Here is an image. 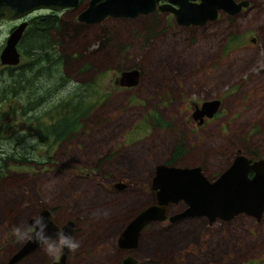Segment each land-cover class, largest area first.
Instances as JSON below:
<instances>
[{
  "label": "rangeland",
  "instance_id": "rangeland-1",
  "mask_svg": "<svg viewBox=\"0 0 264 264\" xmlns=\"http://www.w3.org/2000/svg\"><path fill=\"white\" fill-rule=\"evenodd\" d=\"M253 3L250 11L234 20L221 17L205 31L177 28L170 19L163 26L160 20L159 30L166 32L142 52L147 61L137 63L141 77L133 88L117 84L119 73L136 61H117L118 39L90 53L101 41L99 29L64 35L63 44L53 48L58 64L48 70L44 63L39 73L37 68L38 81L32 83L28 71L26 88H38L34 93L44 92L59 76L69 82L45 98L39 113L21 116L24 99L0 104V152L9 153L16 141L35 145L32 151L18 150L15 160L22 165L7 164L0 171V264L25 240L13 229L23 237L27 221L43 209L55 224H73L71 237L79 247L68 249L67 264H120L117 238L130 218L152 203L149 181L156 166L199 167L211 181L236 155L264 158V0ZM11 27L0 25V47ZM48 74L53 77L45 82ZM71 91L85 105L84 116L71 136L53 143L50 135L43 146L35 140L54 120L47 107L59 110V101ZM213 100L219 102L216 113L198 126L191 119L193 106ZM156 119L161 126L154 125ZM10 135L12 140L2 139ZM175 145L181 155L168 162ZM183 209L182 203L169 205L165 220L150 225L127 256L135 264H233L248 243L253 264H264L263 226L249 239L243 229L249 220L240 217L224 238L206 236L203 220L168 222ZM220 226L215 223L214 232ZM244 256L238 264H246ZM57 257L41 246L15 264H52Z\"/></svg>",
  "mask_w": 264,
  "mask_h": 264
},
{
  "label": "water",
  "instance_id": "water-1",
  "mask_svg": "<svg viewBox=\"0 0 264 264\" xmlns=\"http://www.w3.org/2000/svg\"><path fill=\"white\" fill-rule=\"evenodd\" d=\"M92 0L89 7L77 18L79 22L97 23L105 17H133L138 13H147L153 7V1L147 0H103L95 5ZM173 0L171 4L177 6L170 10L175 20L181 25H201L207 20H213L217 10L227 14H234L245 2L234 3L232 0H200L193 4L191 0ZM74 1L69 0H0V20L14 21L36 10L60 11ZM150 4V9H148ZM24 24L18 25L7 37L0 52V64L15 66L19 55L15 45L20 38ZM118 86L131 88L137 84L136 71H123L119 74ZM218 101L203 102L197 116L211 118L218 109ZM248 174L251 177L248 178ZM152 191L153 204L145 207L130 220L117 238V245L123 249L135 247L139 232L148 224L165 220L168 205L182 203L184 209L173 216H169L170 223L187 218L205 217L209 222L215 219L227 221L232 217L243 214L258 219L264 211V160L251 163L242 155L233 158L231 164L213 181H207L199 168H175L159 165L154 169L149 183ZM50 213L41 210L36 217L27 221V229L34 226L37 232L49 237V241L57 240V233L63 232L64 237H71L73 224L67 222L64 226H56L49 220ZM33 239H25L20 247L8 259L6 264H15L26 258L43 246ZM48 241V242H49ZM70 242V241H69ZM68 249L52 264H66ZM123 264H132L126 258Z\"/></svg>",
  "mask_w": 264,
  "mask_h": 264
},
{
  "label": "flooded vegetation",
  "instance_id": "flooded-vegetation-1",
  "mask_svg": "<svg viewBox=\"0 0 264 264\" xmlns=\"http://www.w3.org/2000/svg\"><path fill=\"white\" fill-rule=\"evenodd\" d=\"M69 1H74V4L73 5L70 4L68 7L64 8L60 11H57V12L41 9V10L33 11L30 14H27V15L23 16L22 18H19V19L14 20V21L0 20V25L12 24V27L8 30L7 36L4 39L3 46L0 47V52L2 51V49L5 45V41L8 37V35L18 25H20V24L25 25L22 32H21V35H20V38H21L23 32H25L28 29V25H29V22L31 20L37 19V18L53 17L58 21L57 26L59 25V27H60L57 32L53 33L54 34V40L56 42L55 47H57V46L59 47L61 44H63L62 37L64 35L70 36L72 38V35H76V34L80 33L81 31L83 32L84 30H87V29H99V32H101V36H100L101 41L99 42L100 37L98 39H95L94 42H99V43L97 44V46L94 50L90 51V53L93 55L97 54L98 52H100L102 50H105V48L108 46L109 41L112 40L113 38L118 39V42H120L119 51L122 54L118 55L120 57H117V59H118L117 61H119V60L128 61L129 59L130 60H132V59L136 60L134 62V64L131 65L132 68L129 70H125V71H133V70L136 71L137 83H138L141 76H140V72L137 69H135V68L139 67L138 66L139 64H137V63L139 61H142L145 64L147 61V58L143 57L142 52H144V50H151L152 47L155 46V44H156L157 37H159L160 35H162L163 33L166 32L164 30H159V27L161 24L159 22L160 20H163L162 21L163 26H166L167 19H170L173 21V24L177 28L178 27L179 28L194 27V28H199V29L203 30L205 26L209 27V26L215 25V23H219L220 22L219 20L221 17H223L225 19L226 18L227 19L233 18V20H234L236 17L242 15L243 12L246 13V12L250 11L251 9H253V7H254L253 0H232V2H234V3L245 2L246 6L242 7L238 12H236L232 15L231 14L229 15V14L223 12L222 10H217L216 14H215V18L213 20H207L201 25H191V24L181 25V24H178L176 22L175 16L171 12L172 10L177 9V6L171 4V1H173V0H152L153 1V7L151 8V10L147 11V13L146 12L145 13H138V14H135V16H133L131 18L130 17L112 18V17L107 16L97 23H84V22H79L77 20V18L80 16V14L82 12H84L89 7V4L92 0H69ZM102 1L103 0H97L95 2V5L102 2ZM147 1L151 2V0H147ZM190 1H188V2L191 3ZM192 3L193 4H199L200 0H193ZM148 7H149L148 9H150V4ZM32 14H35V15L33 17H30V15H32ZM69 25H72V29L69 28ZM203 31H205V30H203ZM20 38L18 39V41L15 45V50H16L17 54L19 55V58L21 57V55L19 54L17 49H18V43L20 41ZM88 47H90V45ZM19 58H18V63L20 62ZM105 60L110 62V60L106 58V55H105ZM18 63L16 65H18ZM40 63H44V62H40ZM15 66H5V65L0 64L1 69L5 68V67H15ZM141 66H142V64H141ZM135 86H133V87H135ZM133 87H131V88H133ZM213 101H215V100H213ZM192 111H193V113L191 114V119L193 122L196 121L198 123V126L205 123V120H208L204 116H202V117L197 116V112L200 111V106H196V105L193 106ZM243 157H245V156H243ZM245 158L250 160L251 163L254 161H257V160H261V159L264 160V158H261V157L259 158V157H255V156H248ZM232 160H233V158L231 159V162H232ZM221 173H219L213 180H215ZM247 177L250 178L251 174H248ZM207 180L209 181V179H207ZM213 180H211V181H213ZM211 181H209V182H211ZM114 187H116L117 189L121 188L119 186H114ZM151 197H152V203L151 204H153L152 193H151ZM50 216H49V220L51 221ZM134 216H136V214H134L130 218V220ZM240 217H244V218L249 220V224L243 227V229L245 230L249 239L256 238V236H257L256 235L257 234L256 227L263 226L261 228L262 229L261 232L264 236V211L261 213V215L258 219L253 218V217H249V216H246L243 214H238V215L232 217L230 220H227V221L215 220L213 222H209L206 218H202L199 220H203L202 223L205 224V225H203V234L204 235H206V236L207 235L208 236L219 235L221 237H223V236L225 237V236H227L226 232L230 231L229 228L231 227V223H233V227H234V222H236L237 219ZM181 221L190 222L193 220L192 219H183ZM177 222H180V221H177ZM177 222L170 223V224L172 225V224H175ZM127 223H126V225H127ZM159 223L160 222H154V223H151V224H148L147 226H145L139 232V235H138L135 243L137 244L138 239L141 240L145 230L150 225L159 224ZM215 223L221 224V226L217 228V232H214L213 225ZM55 225L60 227L57 224H55ZM125 226H124V228H125ZM25 229L27 231V226L25 227ZM55 241H56V239H55ZM233 243H234L235 248H237V247L239 248V246H237V244H235L236 243L235 241ZM116 244H117V241H116ZM136 244H135V247H136ZM148 245L150 248L153 247L152 243H149ZM247 245H248V243L245 244V247L247 250H245V252H243V254L240 257L234 256L235 259H234L233 264H238V259L241 258L243 255H245L244 257H246L245 258L246 264H253V262L251 261L253 259V257L247 255L250 251V250L248 251ZM117 247H118V245H117ZM118 248L121 249L123 252L122 261L120 263V264H123V262L126 258H130L127 255L134 248H129V249H123L121 247H118ZM263 251H264V246H263ZM263 255H264V252H262V255H260V256H263ZM7 261H8V259L6 260V263H7ZM262 262H264V259L262 260ZM132 264H135L133 260H132Z\"/></svg>",
  "mask_w": 264,
  "mask_h": 264
},
{
  "label": "trees",
  "instance_id": "trees-1",
  "mask_svg": "<svg viewBox=\"0 0 264 264\" xmlns=\"http://www.w3.org/2000/svg\"><path fill=\"white\" fill-rule=\"evenodd\" d=\"M57 22L58 21L53 17L37 18L31 20L29 22L28 29L23 32L20 38L17 49L21 57H24L26 61L22 64L16 65L15 67L2 68L0 71V104L4 101H8L9 98H19L21 100L24 99L22 111L19 112L21 116L26 115L27 113H34L36 111L39 113V108H42V106L45 104V98L53 96L52 94L59 90H63L67 85L68 81L59 76L55 79L54 84L51 85H55L53 91L50 90L51 86L45 87L46 90L44 92L38 91L36 93H34V91L38 90V88H34L33 86L29 88V90L26 88L28 82L27 75L29 72H31L30 79H32L31 81L33 83L41 78L34 79L37 77V68V72L39 73V70L40 72L42 71V66L44 63L47 65L48 70H51L52 67L58 64L59 58L53 51L56 43L53 33L57 32L60 28L59 25L57 26ZM40 62L44 63L41 65ZM49 62H51V66L49 65ZM52 77V74H48L45 82L50 81ZM24 94H26V97H24ZM44 95L45 97H43ZM6 107L10 111L15 112V107L10 105V103H8ZM58 107L59 110L55 109L54 107L53 110H51L49 107H47V110L54 112V120L45 128L44 135L37 132L38 137H36L37 139L35 141L41 143L43 146L47 145L46 138H48L50 135L53 136V143L62 141L65 138L71 136L76 130V127L79 125L77 120L82 118L86 112V107L82 103L81 99H78L77 92H74L73 94L72 91L67 94L66 98H62L59 101ZM157 120L158 119L153 120L154 125L161 126ZM12 138L13 137L10 135L2 139L7 142L12 140ZM13 143L14 144L10 146V154H6V152H0V171L2 173L6 171L7 164L17 163L18 165H22L21 162H17L15 160L17 153H19L18 150L32 151L35 149V145H25L21 141H16ZM18 147L20 149H18ZM180 152L181 149L178 147V145H175L171 150V154H173L172 158H170L168 162L175 161L181 155ZM21 158L23 159L22 156ZM166 165H168V163H166Z\"/></svg>",
  "mask_w": 264,
  "mask_h": 264
},
{
  "label": "clouds",
  "instance_id": "clouds-1",
  "mask_svg": "<svg viewBox=\"0 0 264 264\" xmlns=\"http://www.w3.org/2000/svg\"><path fill=\"white\" fill-rule=\"evenodd\" d=\"M19 229L14 228L13 229V235H15L18 239H33V233L36 232L35 240H37L40 244L44 246V250L47 254L50 256H59L62 254L63 249L67 248L70 251H75L79 244L76 242L72 237H64L63 232L59 231L57 233V240L54 244L48 243L49 237H46L42 234V230L40 232H37L36 228L34 226H30L27 231L25 232L24 236L21 237L18 235ZM72 241V242H69Z\"/></svg>",
  "mask_w": 264,
  "mask_h": 264
},
{
  "label": "bare ground",
  "instance_id": "bare-ground-1",
  "mask_svg": "<svg viewBox=\"0 0 264 264\" xmlns=\"http://www.w3.org/2000/svg\"><path fill=\"white\" fill-rule=\"evenodd\" d=\"M171 167H172V166H171ZM175 168H180V167H175ZM184 168H189V169H191V168H199V167H184ZM154 169H155V168H154ZM199 169H200V168H199ZM200 172H201V169H200ZM153 174H154V171H153ZM153 174H152V177H153ZM201 174H202V172H201ZM202 175H203V174H202ZM152 177H151V178H152ZM203 177H204V175H203ZM204 178H205V177H204ZM205 179H206V178H205ZM150 180H151V179H150ZM206 180H207V179H206ZM207 181H208V180H207ZM150 192L152 193L151 190H150ZM168 206H169V205H168ZM168 206H167V207H168ZM133 218H134V217H133ZM133 218H132V219H133ZM202 218H205V217H199V218H187V219L197 220V219H202ZM132 219H131V220H132ZM182 220H183V219H182ZM215 220H219V219H215ZM215 220H214V221H215ZM222 221H223V220H222Z\"/></svg>",
  "mask_w": 264,
  "mask_h": 264
}]
</instances>
